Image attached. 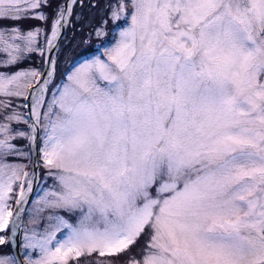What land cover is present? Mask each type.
<instances>
[{"label": "snow or ice", "instance_id": "obj_1", "mask_svg": "<svg viewBox=\"0 0 264 264\" xmlns=\"http://www.w3.org/2000/svg\"><path fill=\"white\" fill-rule=\"evenodd\" d=\"M76 3L0 0V264H264V0H115L111 42L14 70Z\"/></svg>", "mask_w": 264, "mask_h": 264}, {"label": "trees", "instance_id": "obj_2", "mask_svg": "<svg viewBox=\"0 0 264 264\" xmlns=\"http://www.w3.org/2000/svg\"><path fill=\"white\" fill-rule=\"evenodd\" d=\"M63 1L64 0H48V6L45 8V14L49 17H55V14L58 10L59 7L63 6ZM81 1V2H80ZM84 2V0H78L75 8H74V11L79 7L81 6V4ZM95 3L94 2H89L88 5H86V8H85V11L83 13V15H85V12H89L91 11L94 7ZM88 7H90V10H88ZM71 22L74 23V16L72 17L71 19ZM21 25L24 29H31L33 27H46L45 23L42 22V21H39L38 19H35V18H30V19H24L23 21H21ZM94 24H92V28L94 27L93 26ZM73 25H71L69 27V29L67 30L66 32V38L62 41L60 47L66 43V41L68 40V38L70 37L71 35V31L73 29ZM96 28V27H95ZM94 28V29H95ZM91 27H83V24H77V26L75 27V30L74 32L76 31V37L73 38L72 40H69L68 43H66L65 45H69L70 43H74V41L79 37V40L77 41V43L83 41L80 45H87L88 44V47L85 49V50H82L81 52H78L76 53V51L73 52V50H71V53L73 55H76L79 56L72 59V57L68 60L67 64H64L63 62L58 66V71H63V69L65 68H68L70 67L74 62L84 58L85 56H88V55H91L93 53L96 52V50L101 46L99 45L98 47V43H100V38H94L93 36L94 33H90L91 32ZM93 35V36H92ZM112 38H108V42L111 41ZM104 42V41H103ZM102 42V43H103ZM67 49L69 47H66ZM82 53V54H81ZM44 61H45V56H41L38 52L34 54V57L33 59H29V58H26L24 59L23 61H21L19 63V65L17 66L16 69L14 70H17V69H21V68H24L25 66L29 65V64H33L35 66H37L38 68H40V71L43 70V67H44ZM0 70H5L3 68H0ZM144 244V240L141 239L138 244L133 247L131 249V253L130 254H135L137 253L138 250L141 249V246ZM3 246H0V248H2ZM96 254H93L91 257H81L80 258V264H88L90 262H94L96 260ZM127 260V255H122V256H119V257H115L113 258V264H125Z\"/></svg>", "mask_w": 264, "mask_h": 264}, {"label": "rangeland", "instance_id": "obj_3", "mask_svg": "<svg viewBox=\"0 0 264 264\" xmlns=\"http://www.w3.org/2000/svg\"><path fill=\"white\" fill-rule=\"evenodd\" d=\"M64 2V1H63ZM89 2H94L95 5L91 11L89 12H85V15H83L84 11H85V8H86V5H88ZM115 2V0H84V2L81 4V6H79L75 11L73 10V13H72V17L74 16V23L71 22L68 26V28L66 29L60 43H59V48L55 51L54 53V56H53V59L57 60L58 62V66L63 62L64 64H67L68 60L72 57V59L78 57L76 55H73L71 53V50L76 51V53L78 52H81L82 50H85L87 47H88V44L87 45H80L83 41L77 43V41L79 40V37L74 41V43H70L69 45H65L66 43L69 42V40H72L73 38L76 37V31L74 32L75 30V27L77 26V24H83V27L87 28V27H91V32L90 33H94L95 36H93L94 38H100V43H98V47L99 45H102L104 44L105 42H108V38H112V33H113V22L112 20L110 19L109 17V12H110V9H109V5L110 4H113ZM88 10H90V7H88ZM71 17V19H72ZM105 21H107V23H105ZM73 29L71 31V35L70 37L68 38V40L66 41L65 44H63L61 47V43L62 41L66 38V32L67 30L69 29V27L71 25H73ZM92 24H94L93 28H92ZM96 27V28H95ZM95 28V29H94ZM103 28L104 31L107 33V35L105 36H102V37H97L96 36V31L98 29H101ZM27 30V29H25ZM104 41V42H103ZM103 42V43H102ZM111 42V41H109ZM66 47H69L68 49ZM34 54L35 53H32V54H28L26 58H29V59H33L34 57ZM82 54V53H81ZM0 56H6V54H2L0 53ZM25 58V59H26ZM29 68H35V69H38L40 70V68H38L37 66L33 65V64H29L27 66L24 67V69H29ZM19 70V69H17ZM58 74H59V71H58ZM17 103H25L24 99L23 98H18ZM24 163H27V161H23ZM42 172V170H41ZM49 184L51 183V181L48 182ZM41 193L39 192V189L36 190V193L35 195H40ZM140 250L137 251V253H139ZM136 254V253H135ZM87 264V263H86ZM88 264H93V262H90Z\"/></svg>", "mask_w": 264, "mask_h": 264}, {"label": "water", "instance_id": "obj_4", "mask_svg": "<svg viewBox=\"0 0 264 264\" xmlns=\"http://www.w3.org/2000/svg\"><path fill=\"white\" fill-rule=\"evenodd\" d=\"M66 2H69V3H70V0H64V2H63V6L65 5ZM74 7H75V5L72 6V13H73ZM71 17H72V15H71L70 17L67 18V23L65 24V27L61 30L60 38H59L58 41H57L58 45H59V43H60V41H61V39H62V37H63L65 31H66V29L68 28V26H69V24H70ZM55 51H56V50L52 51L51 53H47V54H46L45 61L48 59L49 56H50L51 58H53ZM44 70H45V64H44L43 71H44ZM43 71H42V72H43Z\"/></svg>", "mask_w": 264, "mask_h": 264}]
</instances>
